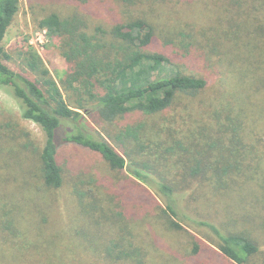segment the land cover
I'll list each match as a JSON object with an SVG mask.
<instances>
[{
    "label": "rangeland",
    "instance_id": "1",
    "mask_svg": "<svg viewBox=\"0 0 264 264\" xmlns=\"http://www.w3.org/2000/svg\"><path fill=\"white\" fill-rule=\"evenodd\" d=\"M50 12L78 13L91 33L142 18L153 30L147 50L163 52L174 69L203 77L206 85L194 95L178 94L152 115L134 110L111 122L86 115L91 132L122 154L125 167L112 169L100 153L58 137V188L42 179V130L0 87V264H233L212 248L191 253L195 236L216 248L199 221L246 235L257 246L246 263L264 264V0H91L81 7L19 0L3 61L33 79L24 63L31 45L60 85L68 70L60 40L38 24ZM76 98L69 94L68 101ZM201 151L212 167L223 159L217 164L228 172L189 175L185 165ZM133 169L174 187L182 229L156 211L132 219L114 215L154 207L157 197L163 204L151 185L143 183L151 201L136 188L142 182Z\"/></svg>",
    "mask_w": 264,
    "mask_h": 264
},
{
    "label": "trees",
    "instance_id": "2",
    "mask_svg": "<svg viewBox=\"0 0 264 264\" xmlns=\"http://www.w3.org/2000/svg\"><path fill=\"white\" fill-rule=\"evenodd\" d=\"M65 1L81 7L91 0ZM18 9L19 0H0V87H6L17 99L22 116L35 122L42 130L44 141L38 158L43 182L49 187L58 188L62 184V168L57 160L58 137L63 142L100 153L112 169L125 167L122 154L107 140L91 132L86 115L93 112L109 122L134 110L152 115L171 106L178 94L194 95L206 85L203 77L174 69L163 52L147 50L153 40V30L146 20L137 18L117 22L108 30L96 28L91 33L86 30L84 18L76 12L67 16L50 12L38 23L40 28L46 29L49 37L60 40L61 54L68 63L65 78L59 85L35 48L28 45L24 63L34 75L32 79L3 61L9 58L3 39ZM104 36L110 39L105 40ZM73 93L77 98L70 102L69 94ZM124 133L135 139L138 137L136 130L126 128ZM198 155L200 158L195 157L192 166L185 165L189 175L206 172L207 168H212L213 174L218 176L220 172H228L226 164H217L225 162L223 159H216V166L212 167L202 158L206 157L205 152H198ZM131 172L142 182L129 179L138 183L136 188L146 191L150 200L153 196L144 184L151 185L163 199V204L157 197L153 198L154 207L148 208L149 205L143 211L136 207L129 209L128 213L119 209L114 215L132 219L156 211L166 217L170 227L182 229L180 220L184 213H180L172 197L174 187L160 177L153 183L141 170L133 169ZM199 224L207 227L216 248L195 236L191 250L195 256L207 247L233 264H247L246 261L249 262L257 250L255 243L244 234L222 232L208 221H199ZM123 254L129 253H120Z\"/></svg>",
    "mask_w": 264,
    "mask_h": 264
}]
</instances>
